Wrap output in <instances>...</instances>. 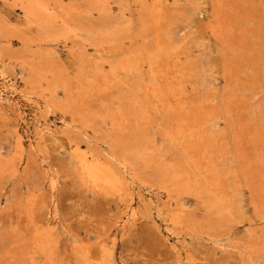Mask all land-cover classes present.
<instances>
[{
    "label": "rangeland",
    "instance_id": "374dc122",
    "mask_svg": "<svg viewBox=\"0 0 264 264\" xmlns=\"http://www.w3.org/2000/svg\"><path fill=\"white\" fill-rule=\"evenodd\" d=\"M24 7L0 0V91L11 92L0 98V264H264V124L249 114L264 108V0H37L31 16ZM125 60L138 70L121 97L144 101L145 113L120 120L114 109L128 107L111 87L124 73L111 66ZM55 78L71 97L57 88L62 107L48 112ZM154 101L191 103L198 145L167 140L171 122ZM86 159L104 180L112 173L109 187L91 184Z\"/></svg>",
    "mask_w": 264,
    "mask_h": 264
},
{
    "label": "bare ground",
    "instance_id": "6f19581e",
    "mask_svg": "<svg viewBox=\"0 0 264 264\" xmlns=\"http://www.w3.org/2000/svg\"><path fill=\"white\" fill-rule=\"evenodd\" d=\"M24 2H25V7H24V12H25V14H26V16H31L32 14H33V11H34V9L36 8V6H37V0H24ZM219 4V3H218ZM216 5V8L220 11V9H221V6H219V5ZM221 4V3H220ZM229 4V3H228ZM157 5V4H156ZM155 7H157V6H155ZM254 7V6H253ZM256 7H257V5H256ZM258 9V8H257ZM253 10V9H252ZM258 12V11H257ZM227 14V13H226ZM34 16V15H33ZM229 16V15H228ZM229 20V19H228ZM224 27V26H223ZM243 28V27H242ZM241 28V29H242ZM230 29H231V27H230ZM245 29V28H244ZM262 29V28H261ZM224 30V29H223ZM240 30V29H239ZM219 31V30H218ZM257 31V30H256ZM259 31V33L260 32H262V31H260V30H258ZM226 32V31H225ZM249 32H251V31H249ZM168 33V32H167ZM169 33H170V31H169ZM168 33V34H169ZM218 33V32H217ZM219 33H220V31H219ZM222 33V32H221ZM220 33V34H221ZM239 33V32H238ZM171 34V33H170ZM232 35V34H231ZM231 35H229V36H231ZM216 36V35H215ZM226 36V35H225ZM4 37V35H2V33L0 32V39L1 38H3ZM218 37V36H217ZM256 39V38H255ZM246 40V39H245ZM226 41H228V40H226ZM235 43V42H234ZM239 43V42H238ZM225 46V45H224ZM243 46V45H242ZM244 46H247V45H245L244 44ZM239 47V46H238ZM235 48V47H234ZM238 49V48H237ZM242 49H243V47H242ZM8 50V49H7ZM246 50V49H245ZM9 52V51H8ZM237 53V52H236ZM243 53V52H242ZM260 53V52H259ZM258 53V54H259ZM157 56V55H156ZM157 57H159V56H157ZM262 59V58H261ZM116 60V59H115ZM189 61V60H188ZM263 61V60H262ZM261 61V62H262ZM117 62V61H116ZM115 62V63H116ZM82 62H80V65H79V72H81V71H83L82 70V64H81ZM111 62H109V64H110ZM149 63H151V62H149ZM112 64V63H111ZM114 64V63H113ZM112 64V66H111V73H112V76L114 75V76H116L117 75V73L118 72H122V73H124V76L117 82V83H115L112 87H111V89H113V87H114V94L112 95V97L114 98V99H116L117 97H118V99L119 100H126L125 101V104H126V106L128 107V110H127V113H122L121 112V110L119 111V109H120V107H117V108H119V109H114V111L116 110V112H113V113H116V115H118V117L120 118V120H125L126 118H127V116H132V117H138V115H140V114H144L145 113V110H143V109H145V108H143V106H144V101H140L138 98L137 99H132V98H128V96L127 97H121V95H123V94H126V92H127V83H126V81L128 80V77H130V76H133V75H137L136 73H137V70H138V68H137V66H135V63H132V62H128V60H125V61H120V64L119 65H117V64H114L113 65ZM147 64V63H146ZM254 64V63H253ZM116 65V66H115ZM151 65V64H150ZM258 66V65H257ZM39 67V66H38ZM149 67H151V66H149ZM148 67V68H149ZM245 67V66H244ZM250 67H251V65H250ZM263 67V66H262ZM261 67V68H262ZM247 68V67H246ZM260 68V67H259ZM40 69V68H39ZM145 69H146V67H145ZM240 69V68H239ZM250 70H252V69H250ZM256 70V69H255ZM261 70H263V69H261ZM24 71L27 73V78H28V80H30V81H33V80H35V78H37L38 77V73L35 71V69L34 68H28V69H24ZM241 71V70H240ZM264 71V70H263ZM262 71V72H263ZM147 72H149V71H147ZM248 72V71H247ZM260 73H262L261 71H259ZM100 73V72H99ZM234 73H235V71H234ZM244 73V72H243ZM258 73V72H257ZM108 74V73H107ZM227 74V73H226ZM251 75V74H250ZM257 75H259V74H257ZM256 75V76H257ZM261 75V74H260ZM264 75V74H263ZM234 76H236V75H234ZM252 77H253V75H251ZM101 77H103L104 79H105V77H104V75L103 76H101ZM138 78V77H137ZM254 78V77H253ZM39 79H41L40 77H39ZM226 79H227V77H226ZM115 81V80H114ZM154 81V80H153ZM53 83H54V86H52V89L50 90V97H49V99L48 100H44L43 102L44 103H46L45 105H46V108H47V110H48V112H49V110H51L53 107H55V108H61L62 107V104L61 103H59L58 101H60V99H58V96L56 95V89L57 88H60V89H62L63 90V96L65 97V100L64 101H68V99L71 97V92L67 89V88H65L64 86H61L60 84H59V79H57V78H55V79H53ZM104 83V82H103ZM234 84H235V82H234ZM243 84V83H242ZM13 85V84H12ZM27 85V84H26ZM29 85V84H28ZM58 85V86H57ZM110 85V84H109ZM237 85V84H236ZM246 86V85H245ZM15 87V86H14ZM233 87V86H232ZM10 88V87H9ZM12 88V87H11ZM103 88V87H102ZM227 88V87H226ZM264 88V87H263ZM252 89V88H251ZM8 90H10V89H8V88H4V89H2L1 91H0V98H2V96L3 95H5V96H9L10 95V93L8 92ZM264 90V89H263ZM262 90V91H263ZM245 91V90H244ZM251 91V90H250ZM151 92V91H150ZM13 93V92H12ZM16 93V92H15ZM82 93H83V95L85 96V94H86V89L84 90V91H82ZM155 93V92H154ZM251 93V92H250ZM21 94V93H20ZM26 96V95H25ZM24 96V97H25ZM31 97V96H30ZM29 97V98H30ZM62 99V98H61ZM105 99V98H104ZM1 100H3V99H1ZM177 100V99H176ZM175 100V101H176ZM242 100H244V99H242ZM5 102H7V103H10V101H8V100H6ZM162 102L163 101H154L150 106H152L153 107V109H154V113H155V115H159L160 116V120L162 121V118H166V119H169L170 120V130L169 129H167V131L168 132H165V133H167V134H165V136H166V138H167V140H169V141H171L172 143H175L176 142V144L178 143V147H181V151H184V150H188V149H191V148H193V147H195L196 145H198V143L200 142V138L199 139H196V132H197V129H196V119H198V118H196V114H195V110H194V107H193V105L191 104V103H189V104H186V106L185 105H183L182 103H180V101L178 102V104H175V107L173 106V107H171V106H169V107H167V109H165L164 108V106L162 105ZM43 103V104H44ZM110 104H111V102H109ZM123 103V101H118V105L120 106L121 104ZM176 103V102H175ZM237 103V102H236ZM168 104V103H167ZM166 104V105H167ZM221 104H222V102H221ZM244 104V103H243ZM12 105V104H11ZM15 105H16V102H15ZM168 106V105H167ZM32 107H33V105H32ZM100 107L102 108V109H106V103L103 101V100H100ZM151 107V108H152ZM222 107H223V105H222ZM225 107V106H224ZM254 108V107H253ZM122 109V108H121ZM235 110H233V112H234ZM51 112V111H50ZM105 112V111H104ZM124 112V111H123ZM153 112V111H152ZM222 112H223V108H222ZM100 114H101V112H100ZM249 114L250 115H252L253 117H254V119L256 118V119H258L261 123H263L264 124V108H262V107H256V108H254V109H252L250 112H249ZM103 116V115H102ZM114 116V115H113ZM156 117V116H155ZM154 118V117H153ZM225 118V117H224ZM111 120H112V118H110ZM156 119V118H155ZM253 119V120H254ZM100 120V119H99ZM169 120H164V121H169ZM229 120V119H228ZM102 121V120H101ZM113 121V120H112ZM156 121V120H155ZM160 121V122H161ZM164 121H163V123H164ZM100 122V121H99ZM125 122V121H124ZM159 122V123H160ZM214 122H215V120H214ZM218 122V121H217ZM38 123V122H37ZM40 123V122H39ZM106 123V122H105ZM155 123V122H154ZM158 123V124H159ZM210 123V122H209ZM213 123V122H212ZM41 124V123H40ZM250 125H253V123L251 124V123H249ZM213 126H214V123L212 124ZM212 125H210L211 127H212ZM38 126V125H37ZM40 126V125H39ZM115 126H116V124H115ZM41 127V126H40ZM68 127V126H67ZM97 127V126H96ZM166 127V126H165ZM168 127V128H169ZM114 128V127H113ZM117 128V127H116ZM128 128V127H127ZM130 128V127H129ZM164 128V127H163ZM214 128V127H213ZM216 128V127H215ZM238 128V127H237ZM251 128H253V127H251ZM42 129V128H41ZM46 129V128H45ZM52 129V128H51ZM164 129H166V128H164ZM113 131H115L116 129H112ZM229 130V129H228ZM259 130V129H258ZM126 131V130H125ZM131 131H133V130H131ZM148 131V130H147ZM223 131V130H222ZM253 131V130H252ZM111 132V131H110ZM109 132V133H110ZM211 132H212V130H211ZM45 133H47V134H52V132H50V130H48V131H45V132H40L39 134H45ZM83 133V132H82ZM121 133V132H120ZM127 132H125V134H126ZM204 133V132H203ZM209 133V132H208ZM55 134V133H54ZM81 134V133H80ZM105 134V133H104ZM148 134V133H147ZM216 134H218V133H216ZM221 135H222V133H220ZM231 134V133H230ZM255 134V133H254ZM142 135V134H141ZM214 135V134H213ZM83 136V135H82ZM144 136V135H143ZM125 137V136H124ZM123 137V138H124ZM205 137V136H204ZM214 137V136H213ZM235 137V136H234ZM85 138V137H84ZM216 138V137H215ZM87 139V138H86ZM85 139V140H86ZM148 138H146V140H147ZM41 140V139H40ZM127 140V139H126ZM130 140H132V139H130ZM166 140V139H165ZM104 143H102L103 145H106V146H112V144L113 145H115L114 143H113V141H112V139H110V137L108 138H104ZM133 141V140H132ZM144 141V140H143ZM177 141H179V142H177ZM127 142V141H126ZM134 142V141H133ZM139 142H142V140H139L137 143H138V145H139ZM152 143V142H151ZM169 143V142H168ZM121 144V143H120ZM134 144V143H133ZM146 144V143H145ZM222 144V143H221ZM127 145V144H126ZM142 145V144H141ZM152 145V144H151ZM175 145V144H174ZM215 145V144H214ZM242 145V144H241ZM255 145V144H254ZM153 146V145H152ZM34 147V146H33ZM105 147V146H104ZM114 147V149H116L115 148V146H113ZM122 147H124V146H122ZM132 147H133V145H132ZM140 147V146H139ZM142 147V146H141ZM143 147H144V145H143ZM173 147V146H172ZM217 147V146H216ZM215 147V148H216ZM223 147V146H222ZM153 148V147H152ZM220 148V147H219ZM219 148H217V149H219ZM258 148V147H257ZM113 149V150H114ZM144 149V148H143ZM148 149H150V148H148ZM224 149V148H223ZM250 149V148H249ZM111 150V149H110ZM120 150V149H119ZM80 151V150H79ZM104 151V150H103ZM124 151V150H123ZM144 151H146V150H144ZM143 151V152H144ZM244 151H245V149H244ZM134 152V151H133ZM142 152V151H141ZM140 152V153H141ZM150 152V151H149ZM154 152V151H153ZM117 152H115L114 151V153H112V154H109L110 156H109V158H111L113 161H117L118 159H117V157H120L121 155H123V154H121V155H117L116 154ZM242 153H243V151H242ZM105 154V153H104ZM83 155V154H82ZM106 155V154H105ZM108 155V154H107ZM126 155V154H125ZM128 155V154H127ZM139 155H141V154H138L137 156H139ZM210 155V154H209ZM212 155V154H211ZM235 155V154H234ZM256 155V154H255ZM135 156V155H134ZM143 156V158H146V157H144L145 155H142ZM177 156V155H176ZM201 156V155H200ZM257 156V155H256ZM255 156V157H256ZM83 157V156H82ZM108 157V156H107ZM123 157V156H122ZM130 157V156H129ZM141 157V156H140ZM204 157V156H203ZM84 158V157H83ZM82 158V159H83ZM104 158V157H103ZM205 158V157H204ZM110 159V160H111ZM128 159V158H127ZM130 159V158H129ZM140 159H142V158H140ZM153 159V158H152ZM155 159V158H154ZM256 159V158H255ZM108 160V159H107ZM121 160V159H120ZM122 160H123V158H122ZM208 160V159H207ZM236 160V159H235ZM90 161V160H89ZM89 161H87V159L86 160H84V161H82L81 162V165H80V167H81V170H82V172L84 171L85 173H87L88 175H89V177L90 178H92V185L93 186H95L96 188H98V189H101V188H103V187H106V186H108V184H109V182H111L110 181V179L112 178L111 176H112V173L110 172V171H108L107 172V178H109V181L108 180H104V178H103V171H102V169H100V167H99V165L97 164V163H94V162H89ZM96 161V160H95ZM130 161V160H129ZM129 161H127V162H129ZM137 161V160H136ZM147 161V160H146ZM150 161V160H149ZM258 161V160H257ZM260 161H263L262 159L260 160ZM259 161V162H260ZM123 162V161H122ZM125 162H126V160H125ZM131 162V161H130ZM140 162V164H141V161H139ZM151 162H152V160H151ZM150 162V163H151ZM207 162H209V161H207ZM118 163H119V161H118ZM143 163V162H142ZM145 163H148V162H145ZM144 163V164H145ZM158 163V162H157ZM164 163V162H163ZM220 163V162H219ZM261 163V165H262V163L263 162H260ZM259 163V164H260ZM121 164V163H120ZM125 164V163H124ZM123 164V165H124ZM133 164V163H132ZM151 164H153V163H151ZM256 164H258V163H256ZM122 165V166H123ZM143 165V164H142ZM148 165V164H147ZM157 165V164H156ZM155 165V166H156ZM254 165V164H253ZM103 166V165H102ZM120 166V165H119ZM121 166V167H122ZM144 166V165H143ZM146 166V165H145ZM149 166H150V164H149ZM238 166V165H237ZM104 167H106V166H104ZM261 167V166H260ZM127 168V170L129 169V166L128 167H126ZM147 169H150V168H148V167H146ZM145 168V169H146ZM157 168H158V166H157ZM213 168V167H212ZM211 168V169H212ZM106 169H108L107 167H106ZM123 170H126V169H124L123 168ZM236 170V169H235ZM80 171V170H79ZM158 171V170H157ZM228 171V170H227ZM238 171V170H237ZM264 172V171H263ZM104 173H106V172H104ZM237 173H239V172H237ZM240 174V173H239ZM86 175V174H85ZM214 175V174H213ZM212 175V176H213ZM227 175V174H226ZM105 176V175H104ZM158 176H160V177H163V174L159 171V173H158ZM236 176V175H235ZM111 177V178H110ZM215 177V176H214ZM115 178V177H114ZM155 178V177H154ZM182 179L183 177H182V175L180 176V175H176L175 177H174V179ZM197 178V177H196ZM237 178V177H236ZM242 178V177H241ZM88 179V178H87ZM115 179H117V178H115ZM157 179V178H156ZM193 179V178H192ZM196 180V179H195ZM245 180V179H244ZM153 181V180H152ZM156 181V180H155ZM230 181V180H229ZM116 182H119L118 180L116 181ZM115 184V183H114ZM228 184V183H227ZM226 184V185H227ZM169 185V184H168ZM118 186V185H117ZM217 186V185H216ZM228 186V185H227ZM226 186V187H227ZM254 186V185H253ZM252 186V187H253ZM259 186H261V184L259 185ZM109 187V186H108ZM182 187L183 188H185V189H189L190 187H189V185H188V183L186 182L185 184H183L182 185ZM232 187V186H231ZM250 187H251V185H250ZM216 188V187H215ZM219 188V187H218ZM229 189V188H228ZM234 189V188H233ZM257 189V188H256ZM256 189H254V190H256ZM236 190V189H235ZM175 191V190H174ZM232 191V190H231ZM176 193H178V191L176 192ZM232 193L233 194H235L234 193V191H232ZM231 193V194H232ZM180 194V193H179ZM255 194V193H254ZM185 195V194H184ZM257 196V195H256ZM195 197V196H194ZM141 198V197H140ZM197 197H195V199H196ZM233 198H234V196H233ZM223 199V198H222ZM264 200V199H263ZM259 205L260 204H258V207H259ZM261 207V206H260ZM257 207L255 206V210H258V208L256 209ZM262 208V207H261ZM213 209V208H212ZM254 211V210H253ZM259 211V210H258ZM215 212V210L212 212V213H214ZM257 212V211H256ZM263 212V211H262ZM254 213H255V211H254ZM259 215H260V213H259ZM131 216H134V213H132V215ZM261 216V215H260ZM259 216V217H260ZM261 219V218H260ZM261 220H263V218L261 219ZM264 221V220H263ZM258 234V233H257ZM260 234V233H259ZM264 235V234H263ZM260 236V235H259ZM263 239V238H262ZM263 251V250H262Z\"/></svg>",
    "mask_w": 264,
    "mask_h": 264
}]
</instances>
